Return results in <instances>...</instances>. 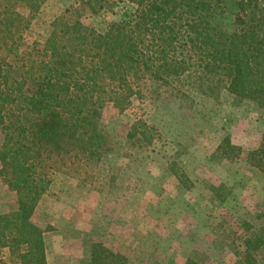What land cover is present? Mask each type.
Instances as JSON below:
<instances>
[{
	"label": "trees",
	"instance_id": "obj_1",
	"mask_svg": "<svg viewBox=\"0 0 264 264\" xmlns=\"http://www.w3.org/2000/svg\"><path fill=\"white\" fill-rule=\"evenodd\" d=\"M43 1L0 0V177L15 197L0 214V264H47L45 230L33 217L56 173L110 186L101 172L112 147L101 122L107 105L122 113L151 94L179 98L186 79L203 95L224 92L234 106L250 102L263 124L258 146L246 150L225 137L212 158L242 160L264 173V0H235L232 29L215 21L207 0H75L54 18L44 42L29 44L24 35ZM121 4L129 9L101 33L82 21ZM152 129L137 120L128 137L150 143ZM169 169L187 185L183 172L174 164ZM224 190L210 186L222 201ZM240 226L246 237L234 247L231 264H264V225ZM127 259L94 242L87 264Z\"/></svg>",
	"mask_w": 264,
	"mask_h": 264
},
{
	"label": "rangeland",
	"instance_id": "obj_2",
	"mask_svg": "<svg viewBox=\"0 0 264 264\" xmlns=\"http://www.w3.org/2000/svg\"><path fill=\"white\" fill-rule=\"evenodd\" d=\"M73 2L44 0L25 41L44 42L54 18ZM205 2L218 24L233 28L235 0ZM128 9L121 4L82 21L101 33ZM18 10L28 14L24 5ZM180 89L184 96L151 94L134 100L122 113L105 107L101 122L112 147L101 172L102 181L112 183L97 188L62 173L53 176L33 217L45 230L47 264H87L94 242L123 253L129 264H184L187 258L231 264L234 247L246 237L240 225L263 227L264 173L242 160L212 158L225 137L246 150L258 146L263 124L254 105L234 106L224 92L218 97L203 95L191 79ZM137 120L153 127L152 142L128 137ZM170 164L186 175V186L171 173ZM1 181L0 177V214L15 205L14 195ZM220 185L226 188L224 201L210 191V186Z\"/></svg>",
	"mask_w": 264,
	"mask_h": 264
},
{
	"label": "crops",
	"instance_id": "obj_3",
	"mask_svg": "<svg viewBox=\"0 0 264 264\" xmlns=\"http://www.w3.org/2000/svg\"><path fill=\"white\" fill-rule=\"evenodd\" d=\"M47 255V254H46Z\"/></svg>",
	"mask_w": 264,
	"mask_h": 264
}]
</instances>
